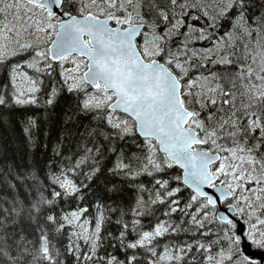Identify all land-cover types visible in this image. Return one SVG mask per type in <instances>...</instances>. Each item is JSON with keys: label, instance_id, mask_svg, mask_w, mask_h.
I'll return each mask as SVG.
<instances>
[{"label": "snow or ice", "instance_id": "obj_1", "mask_svg": "<svg viewBox=\"0 0 264 264\" xmlns=\"http://www.w3.org/2000/svg\"><path fill=\"white\" fill-rule=\"evenodd\" d=\"M0 264H264V0H0Z\"/></svg>", "mask_w": 264, "mask_h": 264}, {"label": "water", "instance_id": "obj_2", "mask_svg": "<svg viewBox=\"0 0 264 264\" xmlns=\"http://www.w3.org/2000/svg\"><path fill=\"white\" fill-rule=\"evenodd\" d=\"M253 255H254V257L256 258V259H260V256L259 255H257L255 252L253 253Z\"/></svg>", "mask_w": 264, "mask_h": 264}]
</instances>
